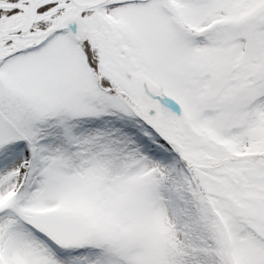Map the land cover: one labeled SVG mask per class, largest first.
Returning a JSON list of instances; mask_svg holds the SVG:
<instances>
[{
  "label": "snow or ice",
  "instance_id": "obj_1",
  "mask_svg": "<svg viewBox=\"0 0 264 264\" xmlns=\"http://www.w3.org/2000/svg\"><path fill=\"white\" fill-rule=\"evenodd\" d=\"M0 264H264V0H0Z\"/></svg>",
  "mask_w": 264,
  "mask_h": 264
}]
</instances>
